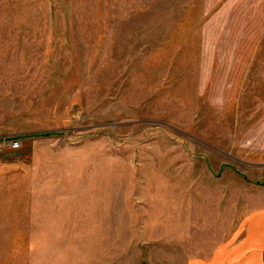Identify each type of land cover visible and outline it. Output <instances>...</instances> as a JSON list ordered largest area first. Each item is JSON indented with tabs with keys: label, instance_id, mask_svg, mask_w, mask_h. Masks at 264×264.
Segmentation results:
<instances>
[{
	"label": "rangeland",
	"instance_id": "1",
	"mask_svg": "<svg viewBox=\"0 0 264 264\" xmlns=\"http://www.w3.org/2000/svg\"><path fill=\"white\" fill-rule=\"evenodd\" d=\"M258 236L264 0H0V264L236 260Z\"/></svg>",
	"mask_w": 264,
	"mask_h": 264
},
{
	"label": "crops",
	"instance_id": "2",
	"mask_svg": "<svg viewBox=\"0 0 264 264\" xmlns=\"http://www.w3.org/2000/svg\"><path fill=\"white\" fill-rule=\"evenodd\" d=\"M259 239L263 241V236H258V240ZM244 240L245 239H240V242L242 243ZM252 247L246 248V250H244V252L241 253V256L236 260H231V258H225L224 254H219L217 256L215 255V253H212L202 260L199 259L198 264H264V254L262 255L264 241L258 244L256 247Z\"/></svg>",
	"mask_w": 264,
	"mask_h": 264
},
{
	"label": "built area",
	"instance_id": "3",
	"mask_svg": "<svg viewBox=\"0 0 264 264\" xmlns=\"http://www.w3.org/2000/svg\"><path fill=\"white\" fill-rule=\"evenodd\" d=\"M17 146V142L16 141H13L12 143H11V147H16Z\"/></svg>",
	"mask_w": 264,
	"mask_h": 264
}]
</instances>
